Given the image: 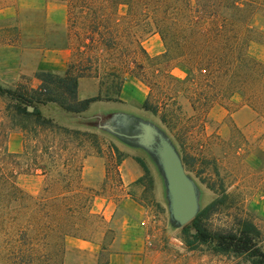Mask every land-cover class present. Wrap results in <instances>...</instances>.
I'll return each instance as SVG.
<instances>
[{"label": "rangeland", "instance_id": "rangeland-1", "mask_svg": "<svg viewBox=\"0 0 264 264\" xmlns=\"http://www.w3.org/2000/svg\"><path fill=\"white\" fill-rule=\"evenodd\" d=\"M65 8L62 2L55 0H0V44L21 49L23 58L32 61V68L34 61L40 63L45 58H53L51 66L49 65L51 68L61 67L63 51L70 52L69 62L75 65L80 62L83 66H88L86 55L90 56L92 70L91 76L87 78L95 79L98 87L94 83L81 80L77 89L78 97L82 100L99 98L91 104L92 106L109 103L151 115L167 129L183 158L185 157L191 165L189 169L184 164L186 171L191 173L207 192L205 207L214 202L222 203L210 210L205 221L207 228L212 232L218 229L234 230L237 229L238 222L248 221L259 231L260 235L255 239V243L264 253V106L250 98L244 99L239 93L226 96L222 87L203 90L197 86L190 87L189 83L167 78L161 58H156L164 52V46L159 34L155 32L144 35L141 40L142 48L148 57L135 51L134 46H129L130 50L134 51V54L129 55L126 52L121 55L106 53L96 57L93 52L81 53L72 37L73 32L69 41L66 40V23H63ZM252 26L264 32V18L259 14L255 15ZM261 40L264 42V38ZM248 54L264 63L263 44H250ZM112 69L124 72L125 77V95H113L115 101L106 100L104 92L101 94L98 91L100 81L104 82L103 87L118 81L116 78L105 76V72ZM38 72L56 74L53 71ZM167 73L179 75V71L172 68L167 70ZM21 86L33 90L24 83L18 85ZM201 93L203 94L200 95ZM205 97L209 98L208 104H203ZM146 100L148 107H156V115L143 108ZM5 108L6 101L0 98V144L5 140L7 143L3 133L11 125L10 122H29L21 118L11 119ZM161 117H164V122ZM14 131L21 133L23 149V133L19 128ZM89 134H95V138L80 136L76 140L56 135L49 138L46 136L45 139L44 135H39L37 143L30 144H37L40 148L50 142L51 150L55 151L53 165L48 167L45 157H39V173L23 174L22 171L27 170L29 166L27 158H21L22 173L15 179L19 188L24 185V181L19 183L18 177L25 178L26 186L36 188L35 194L27 193L21 188L28 195L38 196L46 186L52 187L53 194L59 193L62 186L68 183L74 189L77 186L82 188L75 192L76 197L69 198L72 203H84V189L91 190L93 198L98 194L109 197L117 206L109 223L102 215L93 214L94 218L90 219V225L84 232L90 240L95 241L105 230L101 245L104 251L94 256L84 251L69 250L66 264L102 262L109 252L118 250L117 243L121 238H140L143 241L142 264H251L249 258L244 255H220L202 246L188 249L181 232L184 227L173 233L167 228L166 212L150 167L148 168L153 178L151 192L144 194L139 185L123 188L114 164L118 156L115 155L114 160L111 153L113 148H117L121 155L127 151L107 137L94 132ZM64 146L65 150H62ZM129 154L144 160L139 153ZM37 155L39 156V153ZM89 157L103 158L109 171L105 182L94 188L88 187L83 180V168ZM3 169L10 170V167ZM42 169L46 171L45 177L40 174ZM33 176H43L40 186ZM78 178L80 184L75 183ZM126 194L137 206L133 207L131 202L127 203ZM123 215L130 217L131 223L124 224Z\"/></svg>", "mask_w": 264, "mask_h": 264}, {"label": "trees", "instance_id": "trees-1", "mask_svg": "<svg viewBox=\"0 0 264 264\" xmlns=\"http://www.w3.org/2000/svg\"><path fill=\"white\" fill-rule=\"evenodd\" d=\"M55 1L65 4L66 40L69 41L73 32L72 37L81 53L93 52L96 57L106 53L121 55L126 52L129 55L134 54L129 46H134L135 51L148 57L141 40L144 35L155 32L164 46V52L156 58H161L167 78L203 90L222 87L226 96L239 93L244 99L250 98L264 106V63L248 54L250 44L264 45L261 40L264 32L252 26L255 15L264 18V0ZM91 61L90 56L86 55L88 66L69 62L63 75L36 73L40 86L35 90L0 84V98L6 101L5 111L9 117L29 121L10 122L11 125L3 133L7 138L8 133L16 128L22 131L24 141L21 153H9L6 140L0 144V264H66L69 253L66 239L90 240L84 232L90 225V219L94 218L90 211L93 199L91 190L83 189L86 202L76 204L69 198L76 197L75 192L81 186L74 189L66 183L59 193L54 194L52 187L46 186L40 195L32 196L19 188L15 179L22 172L39 173V157H45L48 167L53 165L55 151L51 150L50 142L40 148L37 144H30L37 143L39 135H44L45 139L46 136L56 135L76 140L80 136L95 138V134L59 126L42 111L44 106L79 114L89 111L91 104L99 98L78 100L77 86L79 79L91 76ZM171 68L177 69L179 75L167 73ZM123 74L117 69L105 72V76L118 80L105 87L103 81L99 82V91L101 94L104 92L106 100L115 101L113 95L121 94L125 80ZM208 100L207 97L203 98V104H208ZM29 106L33 107V112L27 110ZM143 108L153 115L157 114L156 107H148L147 100ZM161 119L165 121L164 117ZM62 150H65V146ZM112 150L118 156L119 163L123 155L117 148ZM24 157L29 167L21 172L20 159ZM134 160L143 170V176L134 185L141 186L144 194L151 192L153 178L148 165L142 158L134 157ZM183 162L187 168H191L185 157ZM3 167H10V170ZM40 174L45 177L46 171L42 169ZM75 183L80 184L79 178ZM221 204L214 202L204 207L181 230L186 247L193 250L202 246L225 256L244 255L251 264H264V253L255 243L260 234L250 222H238L234 230L218 229L212 232L207 228L205 221L210 210ZM101 251H104L103 247ZM105 262L107 258L97 264Z\"/></svg>", "mask_w": 264, "mask_h": 264}, {"label": "water", "instance_id": "water-1", "mask_svg": "<svg viewBox=\"0 0 264 264\" xmlns=\"http://www.w3.org/2000/svg\"><path fill=\"white\" fill-rule=\"evenodd\" d=\"M42 111L63 126L97 133L128 153L141 154L158 184L171 233L188 225L204 209L207 192L186 171L181 151L167 129L151 115L109 103L91 105L83 114L53 106H44Z\"/></svg>", "mask_w": 264, "mask_h": 264}, {"label": "crops", "instance_id": "crops-1", "mask_svg": "<svg viewBox=\"0 0 264 264\" xmlns=\"http://www.w3.org/2000/svg\"><path fill=\"white\" fill-rule=\"evenodd\" d=\"M63 21L64 24L67 21V9L64 11ZM23 57L22 50L18 47L0 44V84L10 88H16L19 84L24 83V85H27L29 89L35 90L40 86V81L36 78V73L38 71H53L58 75H63L69 64L70 52H62V64L61 67L57 69L50 67L53 58H45L40 63L34 61L32 68V61H27ZM81 80L87 81V83L89 82L91 84L94 83L98 87L96 80L93 78H81L78 80V84ZM120 95H125L124 88L122 89ZM78 98L79 97L77 95V99ZM78 100L82 99L79 98ZM6 147L9 153H20L22 150L21 133L14 130L11 131L7 137ZM126 153H123V157H121L119 163L114 162V164L120 177L121 186L128 189L134 185L136 180L143 176V170L134 160V157H131L128 152ZM111 155V158L113 157L115 160V153L113 150ZM95 165H97V169L95 168ZM108 177L109 171H107L105 160L103 158H87L85 161V167L83 168V180L88 187H98L99 185H102ZM33 179L37 181L40 186V183L43 181V176H33ZM17 181L21 184L22 181H24V185L21 186V188L27 193H37L35 190L36 188L32 189L30 186L25 185V178L18 177ZM125 198L127 203L131 202L128 194L125 195ZM131 205L133 207L137 206L132 202ZM116 207L117 206L114 205L109 197L98 194L92 200L91 213L102 215L104 220L109 223L113 218ZM126 216L127 215H123L122 217L123 223H131V219H129L130 217ZM105 232L106 231L103 230L99 238L95 241L69 237L66 239L67 250L84 251L91 255L98 256L101 252V245ZM117 244L118 250L109 252L107 262L102 264H142L143 241L140 238H121Z\"/></svg>", "mask_w": 264, "mask_h": 264}]
</instances>
